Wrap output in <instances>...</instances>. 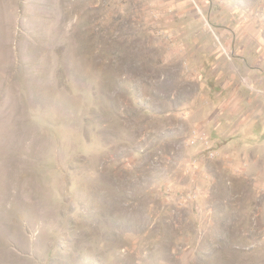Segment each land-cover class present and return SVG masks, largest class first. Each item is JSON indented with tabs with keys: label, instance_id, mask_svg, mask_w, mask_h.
<instances>
[{
	"label": "rangeland",
	"instance_id": "374dc122",
	"mask_svg": "<svg viewBox=\"0 0 264 264\" xmlns=\"http://www.w3.org/2000/svg\"><path fill=\"white\" fill-rule=\"evenodd\" d=\"M0 264H264V0H0Z\"/></svg>",
	"mask_w": 264,
	"mask_h": 264
}]
</instances>
